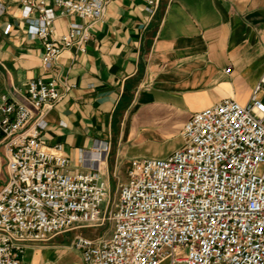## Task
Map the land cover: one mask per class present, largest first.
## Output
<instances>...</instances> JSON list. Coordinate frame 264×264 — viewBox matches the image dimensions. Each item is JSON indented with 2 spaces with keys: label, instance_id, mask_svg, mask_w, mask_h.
I'll return each mask as SVG.
<instances>
[{
  "label": "built area",
  "instance_id": "1",
  "mask_svg": "<svg viewBox=\"0 0 264 264\" xmlns=\"http://www.w3.org/2000/svg\"><path fill=\"white\" fill-rule=\"evenodd\" d=\"M155 13L159 0H142ZM24 0L27 32L43 44L41 64L84 51L107 0ZM55 9L81 23L53 36ZM37 11L36 17H31ZM0 12L2 5L0 2ZM230 71V67L226 72ZM261 78L242 105L234 99L193 113L182 145L165 158H132L117 201L99 169L110 152L96 141L80 158L94 171L68 174V158L43 144L46 115L70 90L59 75L29 79L21 100L0 94V264H24L27 248L75 232L83 264H264V102ZM112 222L107 237L85 229Z\"/></svg>",
  "mask_w": 264,
  "mask_h": 264
},
{
  "label": "crops",
  "instance_id": "2",
  "mask_svg": "<svg viewBox=\"0 0 264 264\" xmlns=\"http://www.w3.org/2000/svg\"><path fill=\"white\" fill-rule=\"evenodd\" d=\"M23 1L0 0V94L21 100L25 83L40 76L71 85L42 132L45 147L68 158V174L94 171L80 153L98 140L110 144L99 164L109 184L132 158H165L182 145L193 113L225 98L249 103L264 76V0H159L155 13L142 0H107L84 51L65 50L48 70L42 41L27 32ZM55 13L54 37L82 22ZM258 98L264 102V82ZM28 248L24 264H83L67 246Z\"/></svg>",
  "mask_w": 264,
  "mask_h": 264
},
{
  "label": "rangeland",
  "instance_id": "3",
  "mask_svg": "<svg viewBox=\"0 0 264 264\" xmlns=\"http://www.w3.org/2000/svg\"><path fill=\"white\" fill-rule=\"evenodd\" d=\"M0 155L3 157L2 150H0ZM4 158V157H3ZM128 165H124L120 168L119 173L113 174V180L110 184V200H109V206L108 210H113L115 202L117 201V189L120 183L126 181V169ZM6 177V170H5V165L4 161L2 160V163L0 162V184L5 180ZM112 230V222L109 221L106 224L102 225L101 227L98 228H88L85 229V234L91 238H97V237H107ZM75 232H67L63 233V236H56L54 238H51L50 241H47L42 244H60L62 246H67L72 248L70 250V255H77L80 254V252L72 247V240ZM64 240V241H62ZM30 249L28 248L26 250L25 256L27 257L30 254Z\"/></svg>",
  "mask_w": 264,
  "mask_h": 264
}]
</instances>
